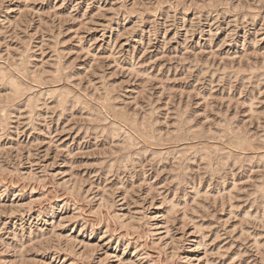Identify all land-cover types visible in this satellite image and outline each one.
<instances>
[{"label": "rangeland", "instance_id": "374dc122", "mask_svg": "<svg viewBox=\"0 0 264 264\" xmlns=\"http://www.w3.org/2000/svg\"><path fill=\"white\" fill-rule=\"evenodd\" d=\"M0 75V264H264V0H0Z\"/></svg>", "mask_w": 264, "mask_h": 264}, {"label": "bare ground", "instance_id": "6f19581e", "mask_svg": "<svg viewBox=\"0 0 264 264\" xmlns=\"http://www.w3.org/2000/svg\"><path fill=\"white\" fill-rule=\"evenodd\" d=\"M0 76H1V75H0ZM12 87H15V85L13 84ZM30 101H31V100H30ZM2 108H3V107H2ZM184 109H185V108H184ZM184 117H185V116H184ZM186 118H187V117H186ZM187 119H188V118H187ZM187 119H186V120H187ZM116 126H117V125H116ZM121 127H122V126H121ZM125 131H126V130H125ZM110 135H111V134H110ZM114 136H115V135H114ZM129 136H130V135H129ZM128 142H129V141H128ZM132 142H133V141H132ZM242 142H243V141H242ZM121 144H122V143H121ZM240 144H241V143H240ZM130 145H131V143H130ZM132 146H133V145H132ZM127 147H128V146H127ZM129 147H130V146H129ZM243 147H244V146H243ZM125 148H126V147H125ZM112 150H113V149H112ZM118 150H119V149H118ZM121 150H122V149H121ZM123 150H124V149H123ZM125 156H126V155H125ZM125 156H124V157H125ZM124 165H125V164H124ZM261 187H262V185H261Z\"/></svg>", "mask_w": 264, "mask_h": 264}]
</instances>
